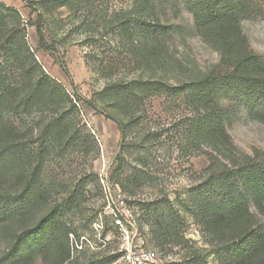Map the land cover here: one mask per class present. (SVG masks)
I'll use <instances>...</instances> for the list:
<instances>
[{
	"label": "trees",
	"instance_id": "16d2710c",
	"mask_svg": "<svg viewBox=\"0 0 264 264\" xmlns=\"http://www.w3.org/2000/svg\"><path fill=\"white\" fill-rule=\"evenodd\" d=\"M190 1L199 34L218 46L222 57L200 78L173 84L158 74L175 59L163 42L169 28L156 14V0H133L130 8L112 14L99 8L101 0H27L37 14L28 22L19 9L0 0V235L8 240L12 223L48 207L33 226L14 232L0 264H35L39 259L45 264L116 262L119 254L99 248L111 226L106 224L102 242L95 241L99 249H92L80 232L89 230L97 216L87 215V203L92 186L102 191L99 173L86 169L76 182L71 176L45 175L50 163L70 167L76 155L87 159L99 154L98 139L81 120V103L102 109L117 122L122 144L112 178L123 187L162 185L155 161L163 142L179 159L208 157L209 166L192 176L195 182L186 192L173 199L164 190L137 203L140 226L142 221L150 225L157 245L184 250L179 260L165 264H209L206 249L186 236L184 212L199 218L211 235L219 264H264V227L249 206L253 194L264 215V151L244 155L239 163L219 157L230 137L215 99L221 85L238 83L251 117L264 123V62L245 46L240 21L247 13L241 4ZM64 7L84 18L81 24L89 31L112 34L108 47L87 54L88 63L106 81L95 99L70 92L46 71L29 44L32 25L39 48L58 51L47 34L46 14ZM155 97L184 101L190 111L161 123L148 112Z\"/></svg>",
	"mask_w": 264,
	"mask_h": 264
},
{
	"label": "rangeland",
	"instance_id": "374dc122",
	"mask_svg": "<svg viewBox=\"0 0 264 264\" xmlns=\"http://www.w3.org/2000/svg\"><path fill=\"white\" fill-rule=\"evenodd\" d=\"M1 1L19 9L27 22L29 18L37 16L29 7L27 0ZM233 1L241 4L247 13L241 15L240 21L245 46L264 62V0ZM190 2L156 0L155 3L158 18L169 28L163 42L167 52L175 59H169L168 64L160 69L158 74L173 84L200 78L217 65L222 57L220 48L199 34ZM132 3L133 0H101L99 8H105L112 14L113 10L130 8ZM46 17L47 34L51 40L57 42L58 51L49 52L39 48L38 35L32 25L28 26L29 44L36 51L46 71L62 82L70 92L83 98L95 99L96 93L104 87L106 81L88 63L87 54L99 50L102 46L108 47L112 42V34L102 29L89 31L88 27L81 24L84 18L77 17L69 8L53 9ZM215 99L224 111L225 128L230 137V144L223 147L224 155L219 157L223 159L225 157L221 156L226 155L232 162L239 163L244 155L254 156L258 151H264V123L251 117L243 98V87L238 83L223 84L216 90ZM99 105L103 107V103ZM80 109L82 122L98 139L99 154L96 157L91 155L87 159L76 155L75 162L70 167L64 163L59 164L58 161L50 163L45 175L49 176L53 172L63 178L71 176L76 182V177L78 178L84 170L93 168L102 178L101 193L92 186L91 197L87 203L90 211L87 215L97 212V216L89 230L80 231L84 234L82 240L88 239L87 242L92 249L107 248L110 254H119L114 264H127L123 255L126 248L138 252L148 251L152 254L148 264H165L179 260L184 255L181 246H159L154 240L150 225L142 221L140 226L141 211L137 203L140 200H151L164 190L173 199L180 192H186V188L195 182L192 176H200L209 166L208 157L204 154L182 160L177 158V153L169 151L167 142H163L157 147L158 159L155 161L156 167L160 168L162 185L138 188L126 184L123 187L112 178L116 165L115 158L122 144V134L117 122L109 118L102 109H94L86 103H81ZM189 111L190 107L186 102H175L166 97H155L148 102L149 115L161 123L176 120ZM111 112L114 113L112 109ZM182 196L187 198L185 195ZM249 206L264 227V215L255 204L253 194L250 195ZM47 210L48 207H45L14 221L15 223L9 227L8 240L0 235V256L10 246L15 231L33 226ZM184 215L187 221V238L206 249L209 253V264H219L217 256L212 253L215 241L213 242L211 235L205 232L200 219L194 214L184 212ZM80 223L79 218L76 224ZM106 224L113 228L107 233ZM104 233L106 243L97 248L95 241L102 242ZM35 264L45 263L39 259Z\"/></svg>",
	"mask_w": 264,
	"mask_h": 264
},
{
	"label": "built area",
	"instance_id": "2783aa9c",
	"mask_svg": "<svg viewBox=\"0 0 264 264\" xmlns=\"http://www.w3.org/2000/svg\"><path fill=\"white\" fill-rule=\"evenodd\" d=\"M123 254L126 258L127 264H148L152 254L148 251H136L132 248H126V252Z\"/></svg>",
	"mask_w": 264,
	"mask_h": 264
}]
</instances>
